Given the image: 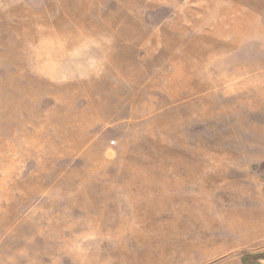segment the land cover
Instances as JSON below:
<instances>
[{"label":"rangeland","instance_id":"1","mask_svg":"<svg viewBox=\"0 0 264 264\" xmlns=\"http://www.w3.org/2000/svg\"><path fill=\"white\" fill-rule=\"evenodd\" d=\"M0 264H264V0H0Z\"/></svg>","mask_w":264,"mask_h":264}]
</instances>
